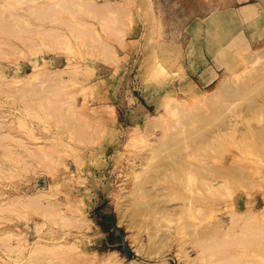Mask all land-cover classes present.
I'll use <instances>...</instances> for the list:
<instances>
[{
	"label": "rangeland",
	"instance_id": "1",
	"mask_svg": "<svg viewBox=\"0 0 264 264\" xmlns=\"http://www.w3.org/2000/svg\"><path fill=\"white\" fill-rule=\"evenodd\" d=\"M0 29V264H264V107L237 85L264 0H0Z\"/></svg>",
	"mask_w": 264,
	"mask_h": 264
},
{
	"label": "bare ground",
	"instance_id": "2",
	"mask_svg": "<svg viewBox=\"0 0 264 264\" xmlns=\"http://www.w3.org/2000/svg\"><path fill=\"white\" fill-rule=\"evenodd\" d=\"M113 3H114V2H113ZM116 3H118V2H116ZM55 4H57V3H55ZM118 4L120 5V3H118ZM94 5H95V4H94ZM97 5H98V7H97ZM97 5H96V7L94 6L96 9L92 6L93 9H95L96 12H97V10L99 9V4H97ZM100 5L102 6V4H100ZM104 5H105V4H104ZM106 5L108 6L109 4L106 3ZM116 5H117V4H116ZM103 7H104V6H103ZM103 7H101V8H103ZM105 7H106V6H105ZM105 7H104V8H105ZM117 7H118V6H117ZM101 8H100V9H101ZM119 8H120V7H119ZM119 8H118V9H119ZM36 9H37V8L33 9V12H34ZM115 9H116V8H115ZM120 10L123 11L124 9L122 10V8H121ZM37 11H38V10H37ZM37 11H36V12H37ZM31 12H32V11H31ZM123 12L125 13V11H123ZM97 13H99V11H98ZM0 30H1V29H0ZM52 32H53V31H52ZM49 33H50V32H48V34H49ZM53 33H54V32H53ZM49 35L52 36L51 33H50ZM53 35H54V34H53ZM54 36H55V35H54ZM237 41H239V40H237ZM241 41H242V40H241ZM2 42H3V41H2ZM4 42H5V43L7 42L6 44L8 45V42H9V41L7 40V41H4ZM4 42H3V43H4ZM5 43H4V45L6 46ZM9 43H10V42H9ZM1 44H2V43H1V41H0V45H1ZM2 45H3V44H2ZM9 47H10V45H9ZM11 47H13V46H11ZM247 54H248V53H247ZM248 57H249V56H248ZM249 61H250V60H249ZM253 63H254V62H253ZM159 68H160V67H159ZM163 71H164V70H163ZM37 73H39V72H37ZM47 73H48V72H47ZM47 73H46V74H47ZM32 74H33V73H32ZM41 74H42V73H41ZM43 74H44V73H43ZM35 75L38 76V74H34V75H32V76H35ZM30 77H31V76H30ZM253 78H256V79H254V81H251L250 78H249V80H248L247 82L243 83V84H239V83H237L238 87L240 86V87H242V88L244 89V90H243L244 93L246 92V94H249V91H248V90H251V91L253 90V91L256 93V95H255L254 97H251L250 100L248 101V105H247V107L242 108V111L244 112V114L249 115V116H251V112H253L254 110L259 109L260 107H264V68L261 69V70H259V71H257V72L255 73V75L251 77V79H253ZM225 79H226V78H225ZM226 80H227V79H226ZM13 82H14V81H10V85H12L11 87H14ZM224 82H225V81H224ZM226 83L228 84V81L225 82V85L222 84V82H221L222 86H227ZM222 86H221V87H222ZM228 86H229V85H228ZM235 88H236V87H235ZM209 89H212V87L206 89V91H208ZM221 89H222V91H221L222 94L227 93V94H229V95H234L235 93H237L236 89H234V86H229L228 88L225 87L224 89H223V88H221ZM221 89H219V90H221ZM226 89H227V90H226ZM224 90H226V92H224ZM200 91H202V90H200ZM200 91H199V92H200ZM13 92H14V91H13ZM219 92H220V91H219ZM223 92H224V93H223ZM219 94H220V93H219ZM172 100H173V99H172ZM173 101H174V100H173ZM171 103H172V102H171ZM171 103H170V104H171ZM177 103H178V102H177ZM173 104H174V103H172V105H173ZM178 104H179V103H178ZM49 105H54V106H56V103H51V104L49 103ZM181 105H182V103H181ZM185 105H186V104H185ZM99 106H102V108H98V107H97V108H92V111H93V114H94L93 116L88 115V113H86V114L89 116V118H91V121H93L95 124L97 123V124L99 125V127L101 128V127L107 126L106 122L103 123V119H104L103 117H104V116L102 117V115H101V111H105L106 113H110V114H111V113H112L111 111H113V110H112L111 106L108 105L106 102H105V103L103 102V103L99 104ZM170 106H171V105H170ZM177 106H178V105H177ZM177 106H176V107H177ZM190 106H191V105H190ZM168 107H169V106H168ZM182 107H183V106H180V108H179L180 111L182 110V109H181ZM185 107L187 108V106H185ZM192 107H193V106H192ZM174 108H175V107H174ZM190 108H191V107H190ZM167 109L169 110V108H167ZM177 109H178V107H177ZM177 109H175V110H177ZM179 109H178V110H179ZM172 110H174V109H172ZM172 110H171V111H172ZM166 111H167V110H166ZM169 111H170V110H169ZM171 111H170V112H171ZM180 111H179V112H180ZM175 112H176V111H175ZM177 112H178V111H177ZM181 112L183 113V110H182ZM172 114L175 116V114H174L173 111H172ZM170 115H171V113H170ZM238 115H239V114H238ZM88 116H87V117H88ZM85 117H86V116H85ZM87 117H86V118H87ZM151 118H152V117H151ZM87 119H88V118H87ZM152 119H153V121H154V118H152ZM152 119L149 118L150 121H151ZM104 120H106V119H104ZM1 121H2V120H1ZM1 121H0V122H1ZM227 122H228V121H227ZM227 122H225V125H224V126H223L224 123H222L221 127H222V128L225 127ZM3 123H5V122H3ZM153 123H154V122H153ZM156 123H157V122H156ZM163 123H165V122H163ZM163 123H161V124H163ZM232 123H233V122H232ZM0 124H1V123H0ZM8 124H9V123H8ZM227 124H228V123H227ZM235 124H236V122H235ZM151 125H152V124H151ZM148 126H149V125H148ZM155 126H156V125H155ZM159 126H160V122H159ZM161 126H162V125H161ZM161 126H160V127H161ZM164 126H165V124H164ZM152 127H153V126H152ZM152 127H151V128H152ZM164 128H165V127H164ZM225 128H226V127H225ZM8 129H9V131L7 130L8 132H10V129H11V133H13L12 128L9 127ZM133 129L136 131L137 128L134 127ZM161 129H162V128H161ZM137 130H138V129H137ZM162 130H164V129H162ZM221 130H223V129H221ZM218 131H219V130H218ZM223 131H224V130H223ZM223 131H221V132H223ZM4 132H5V131H4ZM132 132H133V131H132ZM133 133H134V132H133ZM136 133H137V132H136ZM216 133H217V132H216ZM1 134H2V133H1ZM6 134H7V132H6ZM13 134H14V133H13ZM4 135H5V133L2 134V136H3L2 138H4ZM10 135H11V134H10ZM14 135H16V134H14ZM136 135H137V134H136ZM211 135H212V134H211ZM0 136H1V135H0ZM6 136H8V135H6ZM133 136H134V135H133ZM215 136H217V135H215ZM218 136H219V134H218ZM8 137H9V136H8ZM13 137H14V136H13ZM16 137H17V136H16ZM136 137H137V136H136ZM136 137H134V138H136ZM138 137H140V135H139ZM2 138H1V139H2ZM78 138H79V137H78ZM134 138H133V140H134ZM141 138H142V137H141ZM144 138H145V137H144ZM144 138H142V140H143ZM9 139H14V138H12V135H11V137H9ZM16 139H17V138H16ZM16 139H15V140H16ZM138 139H139V138H138ZM145 139H146V138H145ZM18 140H19V139H18ZM18 140L15 141V142L19 143V142L21 141V140H20V141H18ZM139 140H140V139H139ZM139 140H138V141H139ZM209 140L212 141V140L210 139V137H208V136H205V137H204V141H205V142H208ZM214 140H215V139H213V141H214ZM136 141H137V140H136ZM27 142H28V141H27ZM132 142H135V141H132ZM141 142L143 143V141L140 140V143H141ZM21 143H22V141H21ZM21 143H19V145L22 146V149H25V148L27 149L28 143H27V145H26V144H25L26 141H24V142L22 143L23 145H24V144L26 145V146L24 145V147H23V145H22ZM29 143H30V142H29ZM30 144H31V143H30ZM34 144H36V143H34ZM37 144H38V143H37ZM132 144H134V143H132ZM132 144H131V145H132ZM136 144H138V143L135 142V144H134L133 146H135ZM42 145H43V144H42ZM42 145H41V146H42ZM127 145H128V143H127ZM29 146H30V145H29ZM29 146H28V148H29ZM33 146H35V145H33ZM41 146H40V147H41ZM52 146H53V145H51V147H52ZM129 146H130V145H129ZM36 147H37V148H36ZM36 147H35L36 149H34V150L38 151L37 149H39V152H37V153H36L34 150H29V149H28L27 151H24V152H26V154H29V158H28V160L31 159V158H35V157H37V156H38L37 158H39V156H40V158L42 159V157H41V155H40L41 152H42L41 154H44V155H42V156H44V157L46 156V159H47V157L50 158L48 151L44 150V149H45L44 147H43V148H42V147H41V148H38L39 146H36ZM127 147H128V146H127ZM5 148H9V147H8V146H5ZM30 148L33 149L32 146H30ZM47 148H48V147H47ZM26 149H25V150H26ZM48 149H50V146H49ZM48 149H47V150H48ZM53 149H55V148H53ZM53 149H52V150H53ZM5 151H8V150L5 149ZM29 151H31V152H29ZM40 151H41V152H40ZM28 152H29V153H28ZM33 152H34V153H33ZM13 153H15V152H13ZM13 153H12V151H11L10 153L8 152L9 155H10V154L13 155ZM30 154H31L32 157L30 156ZM37 154H38V155H37ZM16 155H17V154H15V155H13V156H16ZM23 156H24V155H23ZM33 156H34V157H33ZM7 157H8V156H7ZM24 157L26 158L27 156H24ZM44 157H43V159H44ZM51 157L53 158L54 156L51 155ZM9 159H10V156H9ZM50 159H51V158H50ZM44 160H45V159H44ZM55 163H56V162H55ZM216 183H217V182H216ZM222 183H223V182H222ZM218 184L222 186V184H220V183H218ZM218 184H217V185H218ZM213 185H214V184H213ZM212 187H213V186H212ZM218 187H219V186H218ZM38 192H41V193H39V194H42V195L39 196V194H37V195L34 194L35 196H37V198H35V196H32V195H31L32 197H30V199L32 198V200L29 201V202H27L31 207H33L32 205L35 204L34 202H37V203H38V199H39V198H43V195H44V193H45V192L43 193L42 191H38ZM38 192H37V193H38ZM45 196H46V195H45ZM16 197H18V196H15L14 198H16ZM19 197H21V196H19ZM38 197H39V198H38ZM14 198H12V199L10 198V200H12L11 202H14V201H15ZM21 198H22V197H21ZM21 198H19V199H21ZM25 198L27 199L28 197L26 196ZM33 198H35V200H33ZM28 199H29V198H28ZM30 199H29V200H30ZM13 200H14V201H13ZM21 200H22V199H21ZM23 200L25 201V199H23ZM17 201H18V198H17ZM17 201H16V202H17ZM75 201H76V200H75ZM30 202H31V204H30ZM71 202H73V201H70V203H71ZM14 203H15V202H14ZM18 203H20V201H18ZM18 203H16V204H18ZM27 203H23V204H25V206H26ZM39 203H40V202H39ZM78 203H79V202H78ZM12 204H13V203H12ZM21 204H22V202H21ZM28 204H27V206H28ZM68 204H69V203H68ZM71 204H72V203H71ZM18 205H20V204H18ZM39 205H41V204H39ZM45 205H46V206H45ZM45 205H43V206H45V207H41V206H42V205H41V206H39V208H42V209H43V208H50V206H52V205H48V204H46V203H45ZM47 205H48L49 207H47ZM66 205H67V203H66ZM21 206H23V205H21ZM25 206H23V210L26 208ZM34 206H35V208L37 207L36 204H35ZM68 206H69V205H68ZM24 207H25V208H24ZM31 207H30V208H31ZM54 207H55V206H54ZM33 208H34V207H33ZM74 208H75V207H74ZM74 208H73V209H74ZM37 209H38V207H37ZM50 209H52V208H50ZM50 209H45V210L43 209L44 211L41 210V211H43V212H42V213H43V216H44L45 211L48 210V211L46 212V214H45V217H46V215H47V213H48V215H47V216H48V219L51 218V217H52V219L54 218L53 221L51 220V221H52L51 223L53 224L54 221H56V223H57V220H59V218H58L57 220H55V218L58 217L57 215H58L60 212H59V210L53 208V212L51 211V213L53 214V213L56 211V212H55V215H56V216H52V214H51L50 211H49ZM54 209H55V210H54ZM66 209H67V208H66ZM25 210H26V209H25ZM25 210H24V211H25ZM35 210H36V209H35ZM39 210H40V209H39ZM70 210H72V209H70ZM67 211H68V210H67ZM58 212H59V213H58ZM263 212H264V210H263ZM35 213L38 214L37 210L35 211ZM49 213L51 214L50 217H49ZM56 213H57V214H56ZM70 214H71V213H70ZM250 214H251V213H250ZM40 215H41V212H40ZM59 215H60V214H59ZM261 215H262V214H261ZM73 216H74V215H73ZM73 216H72V217H73ZM66 217H67V216H66ZM66 217H64V218H66ZM72 217H70V218H72ZM248 217H249V216H248ZM250 217H251V216H250ZM250 217H249L248 219H250ZM70 218H69V219L67 218V220H70ZM74 218H76V217H74ZM48 219L46 218V220H48ZM243 219H244V218H243ZM245 219H246V218H245ZM245 219H244V220H245ZM251 219H252V218H251ZM71 220H72V219H71ZM73 221H75V219H73ZM49 222H50V221H49ZM243 222H244V221H243ZM245 222H246V223H245ZM245 222H244L245 224H248V223H247L248 220L245 221ZM249 222H250V220H249ZM251 222H252V221H251ZM54 223H55V222H54ZM67 223H68V221H67ZM74 223H75V222H74ZM255 223H256V222H255ZM68 224H69V223H68ZM70 224H72V222H71ZM226 234H227V233H226ZM226 234H225V235H226ZM227 235H228V234H227ZM227 235H226V236H227ZM214 238H215V237H214ZM45 246H46V245L43 246L42 243H40L39 241L34 242V243L31 245V249H30V251H29V255H31L30 253L33 254V252L37 253L36 251H38V250L40 251V248H41V247H42L41 250H43V249H44L43 247H45ZM60 246H62V243L57 244V247H60ZM68 246H69V245H68ZM54 248H55V247H54ZM39 251H38V252H39Z\"/></svg>",
	"mask_w": 264,
	"mask_h": 264
},
{
	"label": "crops",
	"instance_id": "3",
	"mask_svg": "<svg viewBox=\"0 0 264 264\" xmlns=\"http://www.w3.org/2000/svg\"><path fill=\"white\" fill-rule=\"evenodd\" d=\"M201 20H202V18L199 17V16H197L193 22H199V21H201ZM241 40H242V41H241ZM243 41H244L243 38H239V41H237V42H238V43H242ZM231 53H232V52L228 51L227 54H225V60H226V62H230V61H231ZM218 56H219V58H222L220 54H218ZM198 78H199V81L204 82V79H205V78H204L202 75H200ZM189 82L191 83V85H192L193 87L197 86V83H196L195 81L190 80Z\"/></svg>",
	"mask_w": 264,
	"mask_h": 264
}]
</instances>
